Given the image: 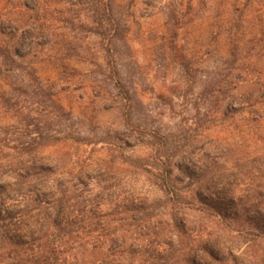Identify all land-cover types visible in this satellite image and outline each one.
Listing matches in <instances>:
<instances>
[{"label": "rangeland", "instance_id": "374dc122", "mask_svg": "<svg viewBox=\"0 0 264 264\" xmlns=\"http://www.w3.org/2000/svg\"><path fill=\"white\" fill-rule=\"evenodd\" d=\"M263 174L264 0H0V232L68 190L101 222L76 264H262L196 206Z\"/></svg>", "mask_w": 264, "mask_h": 264}, {"label": "trees", "instance_id": "16d2710c", "mask_svg": "<svg viewBox=\"0 0 264 264\" xmlns=\"http://www.w3.org/2000/svg\"><path fill=\"white\" fill-rule=\"evenodd\" d=\"M125 120L128 124L127 116ZM165 168H167L166 165ZM161 172L159 188L164 191L166 200L174 207L179 203V197L173 191L175 180L173 169H161ZM263 175L258 176L259 183L250 187L243 197L235 200L216 198L210 201L206 199L207 197H203L196 209L204 215L218 219V222L226 229L237 231L239 235L252 234L264 241V182L261 181ZM207 188L203 190L207 192ZM19 190L21 189L18 188ZM68 194V190H62L61 194L55 198L41 199L38 194L25 193L21 207L15 205L5 212L11 229L0 232V242L5 243L4 251L0 256L6 258V264H76L80 262L77 252H70V250H72L71 243L75 244L82 238L78 235L74 236L73 233L91 231L100 227L101 222L94 210L86 211L84 201L75 199L72 202ZM196 194L200 195V191L198 193L196 191ZM41 216H43L42 220ZM173 225L177 228L175 222ZM117 238L110 239L111 244H115ZM117 247L122 248L121 255L132 256L133 251L124 238ZM203 247L207 249L206 245ZM123 259L125 260L124 257ZM187 263L195 264L194 260L189 259ZM197 264L202 263L197 262ZM254 264H258V261ZM262 264H264V257H262Z\"/></svg>", "mask_w": 264, "mask_h": 264}]
</instances>
